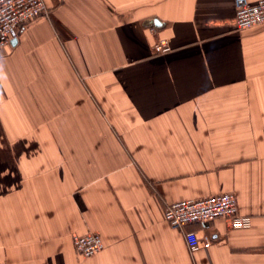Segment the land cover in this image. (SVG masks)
Returning <instances> with one entry per match:
<instances>
[{"label":"crops","instance_id":"0c3cea01","mask_svg":"<svg viewBox=\"0 0 264 264\" xmlns=\"http://www.w3.org/2000/svg\"><path fill=\"white\" fill-rule=\"evenodd\" d=\"M45 2L0 49V264H264V23L238 30L234 0ZM223 192L252 226L190 225L211 238L191 252L165 207Z\"/></svg>","mask_w":264,"mask_h":264},{"label":"built area","instance_id":"2783aa9c","mask_svg":"<svg viewBox=\"0 0 264 264\" xmlns=\"http://www.w3.org/2000/svg\"><path fill=\"white\" fill-rule=\"evenodd\" d=\"M236 28H250L264 23V0L251 3L249 0H234ZM40 16H49L45 0H0V49L18 37L19 29L25 23ZM157 33L155 27H151ZM157 54L168 53L172 46L168 39L158 37L153 45ZM230 219L236 229L252 226V217L241 213L237 196L223 192L201 198L180 199L165 207V218L173 228L183 231L191 252L211 245L209 235L199 236L198 232L188 229L190 225L205 223L216 218ZM75 248L82 257H90L105 247L102 236L97 232L72 234Z\"/></svg>","mask_w":264,"mask_h":264},{"label":"water","instance_id":"95a60500","mask_svg":"<svg viewBox=\"0 0 264 264\" xmlns=\"http://www.w3.org/2000/svg\"><path fill=\"white\" fill-rule=\"evenodd\" d=\"M144 24L145 25H149V26H151V25H157V26H159L160 24H161V22H160V20L159 19H155V18H153V19H147L145 22H144Z\"/></svg>","mask_w":264,"mask_h":264}]
</instances>
